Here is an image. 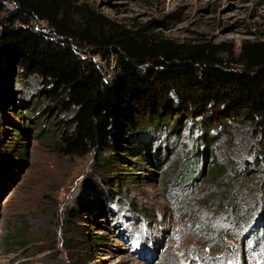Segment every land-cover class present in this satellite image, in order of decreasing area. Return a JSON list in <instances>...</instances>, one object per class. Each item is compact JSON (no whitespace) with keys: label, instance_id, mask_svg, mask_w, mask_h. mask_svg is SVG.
<instances>
[{"label":"rangeland","instance_id":"rangeland-1","mask_svg":"<svg viewBox=\"0 0 264 264\" xmlns=\"http://www.w3.org/2000/svg\"><path fill=\"white\" fill-rule=\"evenodd\" d=\"M71 4L147 39L216 47L223 60L264 41V0ZM6 10L17 8L4 5L0 20ZM28 25L53 37L42 21ZM108 55L91 60L114 88L119 74ZM10 88L0 111V264H163L164 254L171 264H264V124L236 117L223 124L209 109L179 126L117 133L101 165L91 154L61 155L71 112L40 98L38 77H12ZM212 165L222 170L215 180L206 176ZM18 238L25 247L10 249Z\"/></svg>","mask_w":264,"mask_h":264},{"label":"trees","instance_id":"trees-1","mask_svg":"<svg viewBox=\"0 0 264 264\" xmlns=\"http://www.w3.org/2000/svg\"><path fill=\"white\" fill-rule=\"evenodd\" d=\"M7 4L17 10H6L0 20V111L10 100L12 77H38L40 98L52 101L57 111L71 112L59 134L62 156L91 154L102 165L117 133L164 121L179 126L181 119L200 117L209 109L218 112L223 124L235 117L264 124V41L243 44L235 59L223 60L216 56V47L147 39L74 7L71 0H0V10ZM30 18L44 22L53 37L29 26ZM83 47L91 49L89 58L80 57ZM108 53L119 74L114 88L102 66L91 60ZM19 145L20 157L26 150ZM137 150L133 155H139ZM219 170L208 167L207 178L215 180ZM20 240L10 249H23Z\"/></svg>","mask_w":264,"mask_h":264},{"label":"bare ground","instance_id":"bare-ground-1","mask_svg":"<svg viewBox=\"0 0 264 264\" xmlns=\"http://www.w3.org/2000/svg\"><path fill=\"white\" fill-rule=\"evenodd\" d=\"M145 247H148V246H145ZM162 260H163V262H162L163 264H171L169 257L168 256L165 257V254L162 256ZM145 261H146V259H145ZM132 264H134V263H132Z\"/></svg>","mask_w":264,"mask_h":264}]
</instances>
